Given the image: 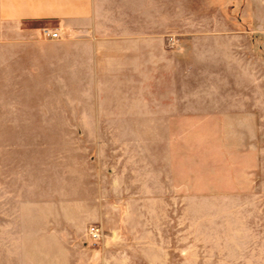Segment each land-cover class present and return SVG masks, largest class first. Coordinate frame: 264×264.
Returning <instances> with one entry per match:
<instances>
[{
    "label": "rangeland",
    "instance_id": "374dc122",
    "mask_svg": "<svg viewBox=\"0 0 264 264\" xmlns=\"http://www.w3.org/2000/svg\"><path fill=\"white\" fill-rule=\"evenodd\" d=\"M152 10L91 89L0 21V264H264V0Z\"/></svg>",
    "mask_w": 264,
    "mask_h": 264
},
{
    "label": "crops",
    "instance_id": "0c3cea01",
    "mask_svg": "<svg viewBox=\"0 0 264 264\" xmlns=\"http://www.w3.org/2000/svg\"><path fill=\"white\" fill-rule=\"evenodd\" d=\"M137 1L0 0V21L41 23L51 29H60L66 35L61 40H45L40 34L37 39L17 35L13 39L16 47L23 46L18 50V59L20 58L21 63L32 66L35 71L49 67L61 69L69 74L72 86L81 81L79 84L82 88L91 89L98 86L96 83L100 79L95 74L120 71V66L115 65V61L119 59L121 41L136 42L139 39L151 53L153 0H144L142 21L138 20ZM138 24L144 25L143 33H137ZM115 48L118 49L116 53ZM58 64L61 66H57ZM76 74L86 75L76 77Z\"/></svg>",
    "mask_w": 264,
    "mask_h": 264
},
{
    "label": "built area",
    "instance_id": "2783aa9c",
    "mask_svg": "<svg viewBox=\"0 0 264 264\" xmlns=\"http://www.w3.org/2000/svg\"><path fill=\"white\" fill-rule=\"evenodd\" d=\"M40 36L45 40H61L66 37L64 32L60 29H51L47 27L40 29ZM87 236L93 244H97L101 241L103 232L98 226L93 225L87 229Z\"/></svg>",
    "mask_w": 264,
    "mask_h": 264
}]
</instances>
